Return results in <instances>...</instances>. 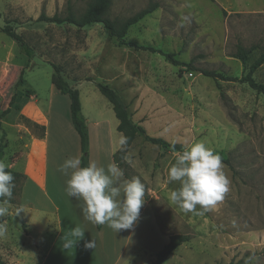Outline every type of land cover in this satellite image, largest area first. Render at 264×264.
Returning <instances> with one entry per match:
<instances>
[{
	"label": "rangeland",
	"instance_id": "374dc122",
	"mask_svg": "<svg viewBox=\"0 0 264 264\" xmlns=\"http://www.w3.org/2000/svg\"><path fill=\"white\" fill-rule=\"evenodd\" d=\"M16 1L17 6L12 9L3 0L0 9L5 19L14 23L0 17V24L9 23L24 42L23 49L29 55L24 72L27 86L56 107L50 118L47 183V191L56 204L68 208L54 195L57 187L65 192L68 179H55L56 167L78 153L81 157V148L70 120L69 97L53 89V65L60 68L69 85L78 89L90 131H102L97 141L92 135L89 163L95 162L105 169L114 163L109 153L114 135L111 137L108 131H112L110 118L116 117L110 102L96 87L97 82L120 95L132 121L143 126L149 136L180 143L185 148L202 142L228 159L222 161L230 181L224 200L202 216L185 214L168 200L169 192L179 184L167 182V169L179 152L164 149L142 134L136 135L119 155V163L131 179L139 177L145 185L144 199L148 204L141 207L137 223L144 229L145 240L135 237L139 229L135 226L120 233L118 244L113 241L108 253L101 244L111 236L107 225H103L100 235L95 225L81 218L82 212L70 225L62 208L63 233L46 264H115L121 253L120 262L132 253L124 264H151L154 252L167 243L169 235L176 233L188 234L190 239L163 264H264V95L241 81L248 68L235 57L238 45L250 50L251 60L264 52V0H112L106 16L117 25L155 3V10L129 27L125 40L173 53L184 63L181 66L167 61L160 53L120 44L99 22L79 28L67 22L36 21L41 12L63 16L68 5L79 14L89 0ZM13 52L10 48L9 53ZM202 70H212L227 78L207 76ZM12 72L4 71L1 86L8 84ZM252 76L264 84V64ZM96 123L100 130H96ZM113 131L123 136L115 128ZM26 142L21 134L6 136V131H0V159L9 162ZM124 182L120 177L116 186L122 188ZM19 186L20 183L9 205L13 214L0 218V224L7 229L0 236V258L6 264H40L60 228L59 217L56 212L44 216L30 206L15 215L21 208ZM25 190L24 197L48 205L35 187L28 185ZM47 219L45 240L34 245L30 233L33 236L45 230L42 226H46ZM81 222L89 230L87 240H94L95 247L85 249L84 242L79 241L73 248L64 249L62 237L68 229L82 227Z\"/></svg>",
	"mask_w": 264,
	"mask_h": 264
},
{
	"label": "clouds",
	"instance_id": "9594fccd",
	"mask_svg": "<svg viewBox=\"0 0 264 264\" xmlns=\"http://www.w3.org/2000/svg\"><path fill=\"white\" fill-rule=\"evenodd\" d=\"M185 21L188 17L183 18ZM118 144H127V137L121 136ZM173 147H175L173 145ZM7 164L0 159V218L12 215L10 202L15 188V177L6 171ZM224 165L218 154L202 142H195L176 154L174 162L167 169V182H178L179 187L168 194L169 203L183 213L204 215L224 200L230 181L223 171ZM57 171L68 177L65 192L71 199L82 201L84 219L93 225H107L115 233L133 230L140 219L144 204L145 185L139 177L126 180L123 187L116 186L118 178L124 175L117 164L97 166L90 162L81 166L79 157L66 158ZM199 206V207H197ZM23 212L22 208L15 215ZM0 224V236L6 232ZM85 231L77 226L62 237V247L71 249L84 238ZM94 240L84 242L85 249H93Z\"/></svg>",
	"mask_w": 264,
	"mask_h": 264
},
{
	"label": "crops",
	"instance_id": "0c3cea01",
	"mask_svg": "<svg viewBox=\"0 0 264 264\" xmlns=\"http://www.w3.org/2000/svg\"><path fill=\"white\" fill-rule=\"evenodd\" d=\"M6 1H7L6 2L7 5H9L12 9L16 8L17 6L16 3L18 1L16 0H6ZM2 4H3V0H0V8ZM20 10L18 12L19 14H20ZM0 17H3L4 21L7 20L5 19L1 9H0ZM10 21L14 23V21L11 19L7 20V22ZM0 26L2 25L0 24ZM10 48H13L14 52L12 54L9 53ZM28 63H29V55L23 49V44L17 39L9 35H5L3 32L0 31V72H2V74H0V78L4 76V71H6L7 69H11L13 71L11 75V79L8 82V84L2 86L0 85V100H1L0 112L9 106L10 101L14 97L13 102L9 107L10 110L0 119V123H1L0 131H6V136H9L11 135V133L14 132L16 134H21L24 136L25 140L27 141L24 145V148L23 146L22 147L20 146V149L17 150L19 154H16L14 158L11 159L6 164L8 167L17 170L25 175L24 184H22L23 186L21 187L22 188L21 196L19 197L20 207L24 208L26 206H30L32 210H35L36 212H40L44 214V216H48V214L56 212L59 217L58 220H59L60 228L57 234L56 235L54 234L53 236L50 250L48 249V253L46 254V256H44L45 258H43L42 262H40V264H46L52 248H54V246L58 242V239L62 236L63 233L61 227L62 222L60 220L61 209L62 208L65 209L64 211L67 213V217L71 225L72 222H75L74 220L75 217L80 215L83 202L69 198L66 192H63V189H61V187H57L54 192L56 199L59 201H63L64 204L68 205V208L64 206L61 207L59 204H56L53 196L50 195L47 191V183L49 180L48 148H49V137H50V122H51L50 118L56 107L51 100L50 101L49 99L42 100L41 98H39L35 90L27 86L26 79L22 85L16 87V82L18 80L20 71L25 66H27L26 68H28ZM53 89H57L54 86V84H53ZM57 91L59 90L57 89ZM80 100H81V107L83 113L84 103L81 97ZM2 103L4 104L3 106ZM69 113H70V98H69ZM100 114H102V112H100ZM83 115L86 119V122H88L89 118L84 113ZM110 119L112 123V131H108V133L110 135L113 134L114 139L113 142L111 141V144H109L110 145L109 153L112 154L113 156L114 152H116L121 147L118 144V140L121 136L117 135L115 133L116 131H113L114 128L117 130V125L119 123V120L117 119V117L116 119L112 117ZM70 120H71V113H70ZM95 126H97L96 130H98L99 124L96 123ZM88 132H89V144H91L92 142V135H93V139H95L96 141L98 138L100 139L102 137V131H93L92 133L90 131V128L88 127ZM118 132L121 133L120 131ZM76 145H78L77 139H76ZM77 149H79L78 146L76 147V150ZM77 157L80 158L79 153ZM57 168L58 167H56L55 171H57ZM56 174H58V176H55V179H57L58 181H62L63 179L67 178L59 171H57ZM122 177L125 181L130 180L124 175ZM28 185L35 187L39 191L40 198H42L43 200H47L48 205L39 204L38 202H36V200L33 197L30 198L24 197L26 196L25 189ZM35 193L37 192H34V194ZM144 201L145 202L143 204V207L146 206V204H148L147 203L148 201H146L145 199ZM81 218H84L82 214H81ZM47 222L48 219L45 221V224ZM47 225H49V223L46 224V226L45 225L42 226L43 229L45 230L41 229L37 234L33 233L34 234L33 236L30 233L29 238L33 240L34 245L35 243L40 244V242H44L45 235L43 232L45 231L47 232L48 230ZM136 226L139 229H137V233H135V237L139 240L142 239L145 240L144 229L142 225L138 227V225L136 224ZM95 227L97 230H99V234L101 235L100 232L102 231L103 225L100 228H98L96 225ZM81 228L85 231V233H84V238L80 240V242L82 241L85 242L87 239H89L90 233L89 230H87V228L83 226V224ZM68 231L69 229L67 230V233ZM107 231L109 232V234L111 233V236H108V238L105 237L106 239H104L101 244L102 247L104 248L107 247L109 253L113 241L115 242L114 245H117L120 238V233L123 234L125 230L115 233L113 232V230H110V228H107ZM120 255L122 256V253L119 254L118 257L116 258L115 264L126 263L131 259L132 253L128 254L123 260H121V262L119 259ZM50 264H52V262Z\"/></svg>",
	"mask_w": 264,
	"mask_h": 264
},
{
	"label": "trees",
	"instance_id": "16d2710c",
	"mask_svg": "<svg viewBox=\"0 0 264 264\" xmlns=\"http://www.w3.org/2000/svg\"><path fill=\"white\" fill-rule=\"evenodd\" d=\"M112 3V0H89L86 8L79 14H76L71 5L67 6L66 13L61 16L58 14H53L52 16H47L44 12H41L36 21L38 22H53V23H63L67 22L75 25L76 27L82 28L87 25H91L93 23H102L104 27L108 30L110 36L116 38L120 44H125L127 46L133 47L137 50H147L150 52H157L162 54L165 59L171 62L174 65L181 66L184 63L179 61L174 57L173 53L162 51L161 49H157L149 44H140L134 41H126L125 36L129 29V27L142 19L147 14L151 13L157 5L155 3L149 4L143 9L139 10L133 16L127 18L122 24L117 25L116 22L109 17L106 16V13ZM0 31L6 33L7 35L17 39L21 43V36L14 30V28L6 23L4 26H0ZM235 57L241 60L242 64L245 68H248L246 74L241 78V81L246 82L250 87L255 89L256 91L262 93L264 95V84L257 82L252 74L253 72L262 64H264V52H262L258 58L251 60L250 50L246 49L242 45H238L237 50L235 52ZM27 66L23 67L20 71L18 80L16 82V87L22 85L25 82L24 71ZM54 73L52 75V83L54 86L63 94H67L70 98V113L71 120L74 128L76 129L79 137H80V148H81V166L86 167L89 164L88 159V149H89V132L88 125L86 119L82 113L80 94L77 88L69 85L66 80L60 74V68L56 65H53ZM202 72L214 78L226 79L227 77L222 75L221 73H217L212 70H202ZM96 87L100 91V93L107 98V100L111 103L113 111L119 120L117 125V130L120 131L124 137H127V144L124 145V148L118 149L113 154L114 162L121 168L119 163V155L123 154L126 147L131 143V141L138 134L144 135V137L155 144L160 145L162 148L182 152L185 147L180 143H173L165 140L161 137H153L146 134L143 126L134 123L128 113L127 106L123 102L120 95L110 86L103 84L101 82L96 83ZM14 97L9 103V106L0 112V119L3 117L10 109L13 102ZM1 124V123H0ZM173 145L175 147H173ZM221 160L227 162L228 159L224 158L222 155H219ZM124 175L131 179L126 171L122 168ZM6 171H10L14 177L15 187L20 183L19 186V195L22 187V183L25 179V175L17 170H14L7 166ZM15 188L13 190V193ZM145 199H147L145 195ZM98 228L101 225H96ZM190 236L184 233H176L169 235L167 243L157 252H155V259L151 264H163V262L167 259L168 256L174 253V251L184 242L188 241ZM0 264H6L0 258ZM233 264V263H232Z\"/></svg>",
	"mask_w": 264,
	"mask_h": 264
}]
</instances>
